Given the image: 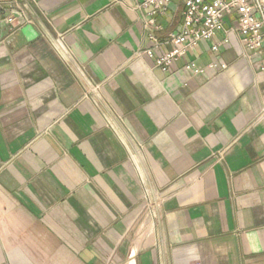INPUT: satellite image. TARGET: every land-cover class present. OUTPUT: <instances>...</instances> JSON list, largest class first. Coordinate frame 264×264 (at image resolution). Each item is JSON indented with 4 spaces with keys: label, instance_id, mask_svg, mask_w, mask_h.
I'll use <instances>...</instances> for the list:
<instances>
[{
    "label": "crops",
    "instance_id": "obj_1",
    "mask_svg": "<svg viewBox=\"0 0 264 264\" xmlns=\"http://www.w3.org/2000/svg\"><path fill=\"white\" fill-rule=\"evenodd\" d=\"M32 9L0 22V264H264V52L219 33L162 72L134 0Z\"/></svg>",
    "mask_w": 264,
    "mask_h": 264
},
{
    "label": "built area",
    "instance_id": "obj_2",
    "mask_svg": "<svg viewBox=\"0 0 264 264\" xmlns=\"http://www.w3.org/2000/svg\"><path fill=\"white\" fill-rule=\"evenodd\" d=\"M173 0H134V9L140 14L143 33L149 41V47L141 51L153 59L154 66L162 72H168L186 53L200 42L210 41L222 33V39L211 45V51L218 52L221 46L229 43L234 35L249 61L264 52V0H180L181 23L176 31L167 33L162 39L156 36L161 29L158 19L171 8ZM37 0H0V22L11 27L6 42L26 26L33 24L32 6ZM169 46L168 51H163ZM207 68L224 70L226 64L209 65ZM183 70L190 74H203L204 69L193 63L184 65ZM259 70L264 73V65ZM98 87H93L96 93ZM88 93L84 97H88ZM145 197L154 205L153 195L145 190Z\"/></svg>",
    "mask_w": 264,
    "mask_h": 264
}]
</instances>
